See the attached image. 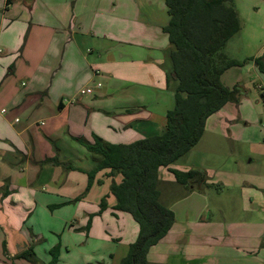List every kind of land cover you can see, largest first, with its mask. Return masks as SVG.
Masks as SVG:
<instances>
[{"label": "crops", "instance_id": "1", "mask_svg": "<svg viewBox=\"0 0 264 264\" xmlns=\"http://www.w3.org/2000/svg\"><path fill=\"white\" fill-rule=\"evenodd\" d=\"M169 19L164 0H0V264H23L26 260L17 254L31 246L35 251L40 240L35 219L57 213L66 221L63 234H75L85 246L78 264H114L117 246L124 241L114 238L103 218L124 220L132 228L128 241L137 239L138 223L114 210L111 185L121 183V175L99 172L83 196L87 173L97 160L91 157L90 164L82 143L99 136L111 144H130L165 129L166 114L175 107L162 67L170 48L163 32ZM87 87L94 93L82 95ZM258 88L263 99L256 104L264 106V86ZM241 98L238 104L229 103L240 110V119ZM73 140L87 155L72 146ZM176 164L171 168L190 170ZM240 175L251 180L246 186L264 190L263 177ZM176 183L162 168L159 189ZM96 186L102 189L101 200L92 197ZM197 195L192 192L189 198ZM103 197L108 208L100 213ZM174 228L151 249L149 264H264L260 238L246 246L224 228H195L194 234ZM49 232L60 235L55 229Z\"/></svg>", "mask_w": 264, "mask_h": 264}, {"label": "trees", "instance_id": "2", "mask_svg": "<svg viewBox=\"0 0 264 264\" xmlns=\"http://www.w3.org/2000/svg\"><path fill=\"white\" fill-rule=\"evenodd\" d=\"M164 1L170 19L163 32L168 36L170 48L162 67L167 88L175 97L174 109L166 114L165 129L130 144H111L99 136L92 143H82L97 160L96 168L87 173L86 192L103 170H110L111 177L121 175V183L113 181L111 185V194L116 198L114 210L130 214L139 225L138 237L120 264H149V252L176 223L174 211L161 202L162 168H167L176 182L188 190H201L209 185L205 171H180L171 166L197 146L208 119L227 104L240 103L244 93L240 85L230 88L222 82L226 72L242 66L223 52L242 30L234 0ZM253 61L264 72L261 59ZM100 208V213L108 208L105 198ZM91 226L92 217L85 229L87 233ZM61 247L59 243L50 249L49 264L59 263ZM33 257L36 253L32 246L16 256L35 264Z\"/></svg>", "mask_w": 264, "mask_h": 264}, {"label": "rangeland", "instance_id": "3", "mask_svg": "<svg viewBox=\"0 0 264 264\" xmlns=\"http://www.w3.org/2000/svg\"><path fill=\"white\" fill-rule=\"evenodd\" d=\"M234 3L241 15L243 30L227 43L223 52L228 58L240 62L242 66L231 69L223 84H228L230 88L240 85L244 89L241 98L243 109L241 119L240 110L232 104L227 105L221 113L207 121L200 142L176 164L186 169L208 172L209 185L203 186L201 190H188L191 192L186 193L187 189L176 183L161 186L160 192L161 202L175 208L177 212L176 228H174L177 233L190 230L194 234L195 228L202 227L224 228L231 234H238L243 245L251 246L256 244L257 238L264 241V190H255L246 186L250 179L241 178L240 174H255L263 177L264 184V127L259 120L260 114L264 115V106L256 104L261 98L258 86H264V73L260 72L253 61L261 59L264 69V0H234ZM159 132L156 130L151 134ZM76 142L73 140L72 146L85 149ZM60 143L58 142L57 147ZM85 151L87 155L88 150ZM88 153L89 160L92 161L93 155L89 151ZM90 164H93V161ZM215 179H220L222 182L216 180L215 183ZM238 180L240 182H237ZM96 188L92 197L96 195L101 200L102 189L99 186ZM192 192L198 195L189 198ZM85 195L87 196L88 192L83 194ZM88 202L94 204L95 200L89 198ZM200 203L204 204L203 209L197 207ZM131 219L137 224L133 218ZM103 220L114 238H123L124 242L117 246V256L114 261V264H120L127 255L130 244L136 241V239L132 243L128 241L132 228L130 225L125 226L124 220L116 222L112 217ZM35 221L40 232L38 234H41L40 240L35 244L37 253V257H33L35 264H49L50 249L59 243L62 246V240L64 246L61 250L64 254L62 252L63 257L58 264L82 262L83 259L80 258L84 255L85 246L76 239L75 234L66 231L63 234V224L66 221L61 214L49 215L48 219L37 218ZM50 229L57 230L60 235H53L49 232ZM127 230L129 233L126 232ZM8 232L7 237L11 235V231ZM199 256L201 253L194 255V257ZM23 264L31 263L23 261Z\"/></svg>", "mask_w": 264, "mask_h": 264}, {"label": "built area", "instance_id": "4", "mask_svg": "<svg viewBox=\"0 0 264 264\" xmlns=\"http://www.w3.org/2000/svg\"><path fill=\"white\" fill-rule=\"evenodd\" d=\"M97 86L101 87L102 85L98 84ZM93 93H94V89L92 87H87V88H84V89L81 90V94L82 95H91ZM2 112L5 113L6 110H3Z\"/></svg>", "mask_w": 264, "mask_h": 264}]
</instances>
